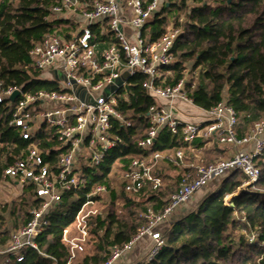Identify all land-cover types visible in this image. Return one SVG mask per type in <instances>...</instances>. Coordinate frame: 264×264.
Segmentation results:
<instances>
[{
	"label": "trees",
	"instance_id": "16d2710c",
	"mask_svg": "<svg viewBox=\"0 0 264 264\" xmlns=\"http://www.w3.org/2000/svg\"><path fill=\"white\" fill-rule=\"evenodd\" d=\"M53 2L0 0V81L4 86H20L31 93L58 90L57 82L26 67L28 51L34 43L49 33L68 36L73 28L66 19L47 18ZM180 14L184 15L181 22ZM171 22L180 27V33L170 50L173 62L162 67V84H177L189 64L185 89L194 105L209 109L225 93L240 118L239 132L263 118L264 0H168V5L146 24L147 38L157 40ZM143 79L140 73L132 76L127 100L118 101L119 111L130 121V126L115 124L112 128L121 141L98 166L79 168L80 187L64 190L60 200L47 211L48 223L35 237L36 248H24L22 261L9 264H102L111 246L124 244L144 224L139 210H145L146 204L155 210L164 207L167 195L161 187L152 189L146 185L138 193L121 189L125 204L132 205L124 212L116 209V194L110 190V203L89 216V235L83 249L75 250L71 256L70 245L63 239L65 228L73 230L75 215L88 199L87 193L96 184L109 186L114 163L121 161L126 167L133 155L187 145L180 133L162 127L150 147L137 146L146 132L147 107L155 101L141 86ZM14 104L8 99L0 102V179L4 167L14 162L31 142L38 144L44 160L55 170L58 154L65 146L54 136L53 127L45 123L33 137L22 138L19 128L9 124ZM193 145L201 146L196 142ZM257 164L259 174L254 188L242 186L245 175L240 170L224 175L199 202L162 231L166 242L154 258L136 264H264V245L260 244L264 242V149ZM23 190L29 196L17 208L14 229L29 218L26 209L39 207L42 201L33 198L32 185ZM128 194L144 198L135 200ZM100 196L91 199L98 201ZM18 220L22 223L18 224ZM2 223L0 216V247L10 236L7 229L1 228ZM242 228L257 231L259 243H249Z\"/></svg>",
	"mask_w": 264,
	"mask_h": 264
},
{
	"label": "built area",
	"instance_id": "2783aa9c",
	"mask_svg": "<svg viewBox=\"0 0 264 264\" xmlns=\"http://www.w3.org/2000/svg\"><path fill=\"white\" fill-rule=\"evenodd\" d=\"M165 5L168 0H54L47 18L66 19L73 28L68 36L49 33L34 43L28 51L26 67L57 82L58 90L31 93L20 86H4L0 81V102L15 101L9 124L19 128L22 138L33 137L45 123L53 127L54 136L65 146L58 154L55 170L50 169L43 150L35 142L4 167L0 193L1 182L11 180L23 189L32 185L34 197L42 201L39 207L28 211L30 216L24 224L10 232L6 244L0 247V264L20 262L24 248H36L35 237L48 223L47 211L60 200L64 190L80 187L79 168L98 166L106 153L121 141L112 128L115 124L130 126V121L117 105L120 98L127 100L130 78L137 73L144 75L141 86L155 99L147 107L146 132L137 146L150 147L162 127L180 133L187 145L131 156L118 174L122 190L138 193L146 185L152 189L162 187L159 162L167 160L181 165L186 150L194 152L203 145L217 143L231 147V153L207 164H190L191 169L180 174L178 185L168 194L164 207L155 210L148 206L142 214L144 224L127 242L111 246L102 264H116L145 235L152 244L144 260L153 259L166 242L159 225L212 181L240 170L245 175L244 184L254 187L259 174L257 157L264 149V117L239 132L240 118L226 97L209 109L199 107L201 122L177 117L176 102L193 104L185 89L189 67L175 85L162 84L161 71L174 60L170 50L180 27L171 22L153 41L144 31ZM182 20L181 16L178 21ZM14 91L18 95L11 100ZM194 142L201 146H194ZM109 190L107 184H96L76 213L73 230H63L71 256L75 250L83 249L89 235V216L97 212L89 207L95 202L91 197ZM241 233L249 243H259L257 231L242 228Z\"/></svg>",
	"mask_w": 264,
	"mask_h": 264
},
{
	"label": "rangeland",
	"instance_id": "374dc122",
	"mask_svg": "<svg viewBox=\"0 0 264 264\" xmlns=\"http://www.w3.org/2000/svg\"><path fill=\"white\" fill-rule=\"evenodd\" d=\"M180 15L184 18L183 14H180ZM187 66L189 67V64H187ZM48 76H50V75H48ZM188 78H189V75L187 76V79ZM223 96L226 97V94L224 93ZM176 104H177V102H176ZM188 105H191V104H188ZM178 107H179V105H178ZM181 108L184 111L186 110V112H190L189 107L188 108L181 107ZM192 108L195 109L194 106L190 107V109H192ZM211 147L214 149L220 150V148L217 146V143H212ZM188 155L189 154L187 152H185L184 157H188ZM214 155L215 156L211 157L210 155H207L205 153H201L199 156L195 157L194 161H195V163H205L206 164L208 160L210 162L220 160V159H218L216 154H214ZM123 167H124V162L117 161L116 163H114L112 170L109 174V188H110V190H113L116 194V197L114 199V205H115L116 209L120 212H124L127 209L126 207H128V208H129V206L132 207L131 204H125L126 200L124 198V195L123 196L121 195L120 180L118 178V174ZM164 168H165L167 173L172 174V177H170L171 178L170 181L168 180V181L163 182V185L161 187L163 189V192L166 193V195L168 196V194L171 191H173L176 188V186L178 185L180 174H178V175L175 174V172H176L174 170L175 166L172 165L171 162H167V160L164 161V165H163L162 169L164 170ZM158 171L162 172L161 169H158ZM167 173H165V175H168ZM221 179H222V177L216 179L215 181L211 182L207 186L203 187V189H205V188H207L208 190L212 189L214 186L213 184L220 181ZM245 181H246V179L243 180L242 186H248V184H244ZM1 186H2L1 187L2 191L0 193V216H2V221H3V223H2L3 225L1 228L7 229L10 233L12 231V229H14V225H13L14 221L17 220L15 217L16 213H17V208L21 204V202L23 201L22 199L25 196H29V195L26 192H24L23 188L15 185L11 180L2 181ZM250 188L252 189L254 187H250ZM110 190L107 193L101 194L100 200L95 201L94 204L90 205L89 207L96 209L97 211H100L104 207H106L110 203V200L112 198ZM128 196H130L131 198H133L135 200H143V198H144V196H142V195L135 197L131 194H128ZM33 198H34V196H33ZM146 205L150 206L149 204H146ZM13 208H15V214L12 213ZM26 211H29L28 208L26 209ZM143 212H144V210H139V214L141 216H142ZM21 223L22 222L18 220V224H21ZM88 248H89V244L86 246V249H88ZM142 260H144V258Z\"/></svg>",
	"mask_w": 264,
	"mask_h": 264
},
{
	"label": "crops",
	"instance_id": "0c3cea01",
	"mask_svg": "<svg viewBox=\"0 0 264 264\" xmlns=\"http://www.w3.org/2000/svg\"><path fill=\"white\" fill-rule=\"evenodd\" d=\"M179 105V107H178ZM194 106V108L190 109V107ZM177 107V112L176 115L177 117H179L181 120L184 121H192V122H201V114L202 111L199 109L198 106L191 104L188 105L187 103L184 102H177L176 104ZM181 107L184 108H188L190 112H186V110L184 111ZM217 146L220 148V150L214 149L211 147V144H206L203 145L202 147H200L199 149H196V151L192 152L189 150H186L185 152H187L189 155L188 157H184V161L181 165H175L173 162L171 161H167V162H171L172 165L175 166L174 170L176 171L175 174H181L187 170H190V164H194L195 163V157L199 156L201 153H205L207 155L215 156L214 154H216V156L218 157V159L221 158H226L230 155L231 153V147L228 146H224V145H220L217 144ZM164 161L166 160H161L158 164V169H161L162 172L158 171L159 174L162 176L163 178V182L165 181H170V177H172L171 173H167L165 168L164 170L162 169L163 165H164ZM165 173H167L168 175H165ZM210 190V189H209ZM207 188L203 189L201 188L200 190H198L194 196L183 206L179 207L169 218V220L167 222L161 223L159 225V228L163 231L165 228H168L170 226V223L177 218L178 216H180L184 211H186L191 205L196 204L197 202H199L209 191ZM167 199V196H166ZM152 244V240L150 239L149 236H142L141 239L138 241L137 244H135L134 248L132 249L131 252H129L126 256H124L121 260H119L116 264H136L138 261H141L145 254L147 253L148 249L150 248ZM0 261H1V256H0Z\"/></svg>",
	"mask_w": 264,
	"mask_h": 264
},
{
	"label": "water",
	"instance_id": "95a60500",
	"mask_svg": "<svg viewBox=\"0 0 264 264\" xmlns=\"http://www.w3.org/2000/svg\"><path fill=\"white\" fill-rule=\"evenodd\" d=\"M18 95V91H14L13 94L10 96L11 100H14V98Z\"/></svg>",
	"mask_w": 264,
	"mask_h": 264
}]
</instances>
